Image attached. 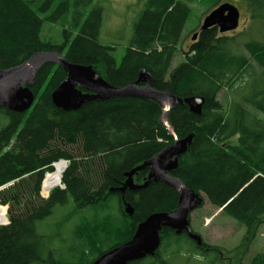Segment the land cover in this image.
<instances>
[{"label":"trees","instance_id":"16d2710c","mask_svg":"<svg viewBox=\"0 0 264 264\" xmlns=\"http://www.w3.org/2000/svg\"><path fill=\"white\" fill-rule=\"evenodd\" d=\"M195 1L146 0L118 61L117 47L100 41L105 9L94 0H0V70L56 52L116 88L136 83L142 71L150 75L154 90L184 101L169 118L178 138L193 136L171 176L202 196L198 209L206 202L223 209L220 214L254 239L264 223V0H246L250 25L242 32L200 27L185 50L182 36ZM220 5L217 0L209 12ZM62 22L61 42L42 39L46 23ZM178 55L183 60L173 68ZM66 78L62 67L44 63L31 87L33 106L25 112L0 108V123L8 121L0 128V226L9 223L0 227V264H94L130 242L150 216L179 207V192L148 182L145 166L175 142L159 122L161 106L147 98H111L65 111L53 92ZM191 97L205 99L201 115L185 103ZM235 137L238 144L231 143ZM62 160L69 161L64 188L43 192L46 175ZM70 201L73 207L56 225L69 233L58 230L55 247L40 227ZM190 217L200 243L187 230L162 228L156 252L127 264L225 261L223 248L205 242ZM249 264H264V252Z\"/></svg>","mask_w":264,"mask_h":264},{"label":"water","instance_id":"95a60500","mask_svg":"<svg viewBox=\"0 0 264 264\" xmlns=\"http://www.w3.org/2000/svg\"><path fill=\"white\" fill-rule=\"evenodd\" d=\"M240 18L241 12L237 6L224 3L205 17L201 30L217 27L221 34L231 33L238 29ZM198 36V33L195 34L193 41H196ZM44 63L58 65L67 73V78L53 92L54 103L59 108L75 111L82 103L96 99L147 98L161 106L163 114L159 122L169 130L175 140L173 145L146 162L145 166L150 168L148 182H163L179 192L178 209L170 214L158 213L150 216L139 225L130 242L105 253L94 264H127L153 255L160 245V231L167 227L177 231L187 230L200 243L201 238L190 229L189 216L202 205L203 198L189 190L181 180L172 177L169 172L178 162V158L187 151L193 139V136H189L180 140L169 122L171 111L184 101L171 93L154 90L150 75L143 71L136 83L116 88L90 67L74 65L56 52H42L19 67L0 70V108L25 112L33 106L36 96L31 87L35 82L36 72ZM141 81L147 85H140ZM185 103L192 113L201 115L205 99L191 97L187 98ZM128 184L131 185V175Z\"/></svg>","mask_w":264,"mask_h":264},{"label":"rangeland","instance_id":"374dc122","mask_svg":"<svg viewBox=\"0 0 264 264\" xmlns=\"http://www.w3.org/2000/svg\"><path fill=\"white\" fill-rule=\"evenodd\" d=\"M216 1L217 0H196L193 4H191L192 12L182 36V46L185 50H187L192 44L193 36L198 33L205 17L210 13L209 11L212 9ZM220 1L221 5L224 3H230L237 6L241 12L239 28L236 31L227 34L240 33L250 25L246 0ZM145 2L146 0H94L93 2L94 5L100 4L105 9L104 24L100 41L103 44L117 47L115 55L118 61H120L124 55L125 48L133 35L134 23L140 12L143 10ZM64 26L65 22L59 24L46 23L42 33V39H53L55 42H61ZM182 60L183 57L178 55L175 58L172 67H176ZM259 116L264 120L263 114L259 113ZM7 123L8 121L5 123L1 122L0 128ZM231 143L238 144V138L235 137L232 139ZM65 161L66 160H63L56 164H62L66 170L67 162ZM51 173L52 172L48 173L46 178H48ZM60 184H48V180H46V186H44L47 189V187L53 188L55 186H59ZM60 187L63 188L64 186L61 184ZM41 196L46 198L42 193ZM72 207V201H70L68 205L56 207L54 214L44 222V225L41 224V232L46 236L53 238L52 240H54L55 247L59 245L58 241H60L59 239H54V236L58 235L59 230L56 225L63 219ZM0 211L3 215L0 220L1 223L4 219V212L1 208ZM7 211L8 209L6 210V213ZM220 212V210H216L208 202H206V205H204L202 209H197L191 214L190 218L192 229L195 232L200 233L205 242L208 244L220 246L221 249L223 248L226 260L219 264H238L240 259H242L243 263L249 264L253 256L264 252V223L259 227L256 237L252 239V235L246 237L247 230L245 227L241 226L233 218L225 214H220ZM211 214H214V216L212 218H208ZM59 231H61L60 234L65 236L69 233V228L65 226ZM175 264L202 263L177 260Z\"/></svg>","mask_w":264,"mask_h":264},{"label":"bare ground","instance_id":"6f19581e","mask_svg":"<svg viewBox=\"0 0 264 264\" xmlns=\"http://www.w3.org/2000/svg\"><path fill=\"white\" fill-rule=\"evenodd\" d=\"M63 161V160H62ZM65 162H67L68 163V161H65ZM69 164V163H68ZM55 168H54V171L48 176V178H45V181H44V185L46 186V180H48V184H54V183H58V184H62V176H63V173H64V171H65V168L62 166V164H56L55 166H54ZM67 168H68V166H67ZM47 176V175H46ZM61 184L58 186V187H60L61 186ZM45 186H43V192H45V193H51L55 188H49V187H47V189L45 188ZM64 188V187H63ZM1 208V207H0ZM2 212L0 211V220H1V218H2ZM8 223V222H7ZM6 223V224H7ZM9 224V223H8ZM3 225H5V224H3ZM3 225H1V226H3ZM0 226V227H1Z\"/></svg>","mask_w":264,"mask_h":264}]
</instances>
